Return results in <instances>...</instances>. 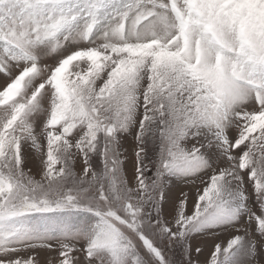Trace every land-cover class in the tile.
<instances>
[{
    "label": "snow or ice",
    "instance_id": "obj_1",
    "mask_svg": "<svg viewBox=\"0 0 264 264\" xmlns=\"http://www.w3.org/2000/svg\"><path fill=\"white\" fill-rule=\"evenodd\" d=\"M0 264H264V0H0Z\"/></svg>",
    "mask_w": 264,
    "mask_h": 264
}]
</instances>
